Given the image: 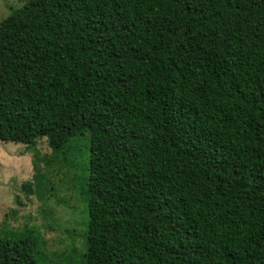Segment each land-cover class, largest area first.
Segmentation results:
<instances>
[{"label":"trees","instance_id":"16d2710c","mask_svg":"<svg viewBox=\"0 0 264 264\" xmlns=\"http://www.w3.org/2000/svg\"><path fill=\"white\" fill-rule=\"evenodd\" d=\"M81 134L84 264H264V0L10 10L0 142L63 157ZM37 248L0 235V264H38Z\"/></svg>","mask_w":264,"mask_h":264},{"label":"rangeland","instance_id":"374dc122","mask_svg":"<svg viewBox=\"0 0 264 264\" xmlns=\"http://www.w3.org/2000/svg\"><path fill=\"white\" fill-rule=\"evenodd\" d=\"M25 1L0 0V21ZM87 156L84 134L71 139L63 157L51 152L44 138L31 150L0 142V235L30 231L37 239L38 264H84ZM25 184L32 191L40 185L41 192L25 194Z\"/></svg>","mask_w":264,"mask_h":264}]
</instances>
